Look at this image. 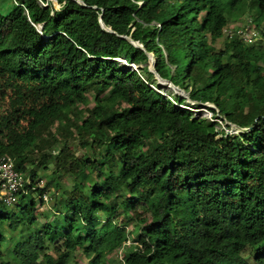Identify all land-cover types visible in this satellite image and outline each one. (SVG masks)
<instances>
[{
    "label": "trees",
    "instance_id": "16d2710c",
    "mask_svg": "<svg viewBox=\"0 0 264 264\" xmlns=\"http://www.w3.org/2000/svg\"><path fill=\"white\" fill-rule=\"evenodd\" d=\"M2 1L0 157L21 172L34 155L45 169L70 139L85 152L67 170V200L52 205L60 218L24 230L0 264H71L75 252L101 264L129 240V220H118L137 204L149 220L121 264H248L247 247L264 264V44L224 32L248 14L264 37V0ZM148 54L159 78L241 132L226 135L151 88ZM87 94L93 105L81 111ZM45 187L19 197L16 212L0 205V227L37 225Z\"/></svg>",
    "mask_w": 264,
    "mask_h": 264
},
{
    "label": "rangeland",
    "instance_id": "374dc122",
    "mask_svg": "<svg viewBox=\"0 0 264 264\" xmlns=\"http://www.w3.org/2000/svg\"><path fill=\"white\" fill-rule=\"evenodd\" d=\"M3 2L0 0V3ZM52 6L56 8V5L54 4V1L51 0ZM250 20L251 24L253 21L252 16L248 14H244L242 16L234 13L232 16V20L229 21L227 26L225 27V31L233 32L234 29L244 24L246 20ZM253 27V25H252ZM255 30V29H254ZM225 35H222V39ZM251 44L248 46H254L257 47L259 44H264V37H260L258 33L256 32V37L251 39ZM219 43L216 45V47H219ZM154 61V59H153ZM210 62V61H208ZM149 67V62L147 65V68ZM132 68V67H131ZM135 69V67L133 66ZM132 68V69H133ZM137 69H140L141 67H136ZM142 79L146 80L147 75L143 72H140ZM151 80V88L155 89L157 92H159L164 98H168L173 100V97L176 96L177 98H182L185 100L184 104H181L180 107L183 109L188 110L192 117L195 119H202L206 122L213 123L217 130H222L226 135H230L229 133L236 135L239 132H241L240 129H237L231 125H228L227 122L224 121V118L222 116L214 118L207 108L212 109V105L210 104H197L195 105L194 102L190 101L187 98V95L182 90H179L177 88H168L166 85H160L158 81L155 79V77H152ZM84 104L78 105L76 108L80 109L81 111H84L87 108H91L93 105L92 102V96L90 94L84 95ZM80 119H76V122H79ZM227 124V125H226ZM146 136L149 139H152V136L149 134H146ZM57 149H53L51 154L54 156V159L51 163L47 164V167L43 169L42 167L37 166V163L41 160L38 156L34 155L30 160L25 162L21 166L22 169V175L27 176L29 175V172L32 170V168L36 169V179L43 181V184H46L45 190L48 194V203L43 204L41 203L37 198L34 199L35 201V209L34 214L35 218L37 220V225L28 228H19L16 232H12L10 229L7 228L6 225H2L0 227V235L3 237V242L0 243V250H4L6 248L13 247L14 244L19 242L21 236H25L26 232L29 230L36 231L39 224L44 223L45 221L49 222L53 219H59V215H54L52 212L54 211L52 205L58 201L60 198L63 200H67L65 196L61 194V190L69 189L71 185V179L68 176L67 170L73 166V164L76 163V160L78 157H80L85 151L80 149L77 145V142L74 140H68V145L64 152L61 155L57 154ZM32 162H34V166H32ZM66 173L67 177H61L57 174L63 175ZM94 177L87 176L81 180V184L83 188H87L93 184ZM56 183V184H54ZM56 186V188H55ZM86 193V192H84ZM77 192L73 191L69 198L76 196ZM18 201L12 205L9 208H2L1 210L6 213H13L16 212ZM53 210V211H52ZM45 216V217H44ZM128 221L127 231L129 232V240L126 242L125 246L129 245L131 242H134L138 235L139 228L144 224L147 223L149 220V214L146 211L145 207L141 204H137L134 207V210L132 213H128L124 219L118 220L119 223ZM27 230V231H24ZM22 232V233H21ZM122 247L118 251L107 255L103 257L101 264H121L120 258L126 249V247ZM47 251H50V246H46ZM243 258L247 261L248 264H254V258L256 256L255 249L253 248H245L242 252ZM86 260L84 257L79 253L75 252L73 256V260L71 264H85Z\"/></svg>",
    "mask_w": 264,
    "mask_h": 264
},
{
    "label": "built area",
    "instance_id": "2783aa9c",
    "mask_svg": "<svg viewBox=\"0 0 264 264\" xmlns=\"http://www.w3.org/2000/svg\"><path fill=\"white\" fill-rule=\"evenodd\" d=\"M224 32H228L230 35H233L246 46L251 44V39L256 37V32L249 19L246 20L244 24L234 29L233 32L225 30ZM117 61L118 63L125 65L123 60L117 59ZM216 117L218 116L216 115L215 118ZM43 187V181L34 180L32 182L29 177L23 176L20 172H18L14 167L13 160L9 156L3 155L0 157V205L2 207L9 208L18 201L19 197L27 196L37 188ZM39 199L41 203L47 204V192H43Z\"/></svg>",
    "mask_w": 264,
    "mask_h": 264
},
{
    "label": "water",
    "instance_id": "95a60500",
    "mask_svg": "<svg viewBox=\"0 0 264 264\" xmlns=\"http://www.w3.org/2000/svg\"><path fill=\"white\" fill-rule=\"evenodd\" d=\"M100 26H101L102 28H104L103 25L101 24V22H100ZM106 30L108 31V29H106ZM130 43H131L133 46H135V47H139V45L136 44V43H133V42H131V41H130ZM116 61H117V59H116ZM117 62H118V61H117ZM148 62H149V67L147 68V70H148V72H150V73H152V74L154 75V77H155V79L158 81V83H160V81H161V82H164V83L169 84V86H171L172 88H175V87H173L168 81H166V80H162L161 78H159V77L155 74V72H154V70H153L154 61H153L152 55H150V54H148ZM129 67H132V68H133L132 65H129ZM133 69H134V68H133ZM134 70H135V69H134Z\"/></svg>",
    "mask_w": 264,
    "mask_h": 264
},
{
    "label": "bare ground",
    "instance_id": "6f19581e",
    "mask_svg": "<svg viewBox=\"0 0 264 264\" xmlns=\"http://www.w3.org/2000/svg\"><path fill=\"white\" fill-rule=\"evenodd\" d=\"M160 85H166L168 88H172L171 86H169V84H167V83H164V82H161L160 81V83H159Z\"/></svg>",
    "mask_w": 264,
    "mask_h": 264
}]
</instances>
